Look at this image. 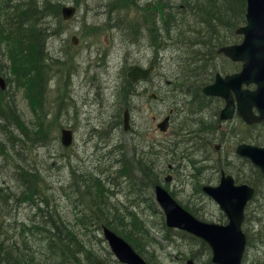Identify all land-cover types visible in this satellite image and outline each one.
Returning <instances> with one entry per match:
<instances>
[{
	"label": "rangeland",
	"instance_id": "374dc122",
	"mask_svg": "<svg viewBox=\"0 0 264 264\" xmlns=\"http://www.w3.org/2000/svg\"><path fill=\"white\" fill-rule=\"evenodd\" d=\"M134 1L136 6L128 5L125 3L126 0H65L64 6L77 8L71 19L63 20L60 26V36L55 41L57 48L63 47L62 52L63 50L65 52L63 54L60 52V55L52 52L50 43L47 48L49 53L51 52L54 56L73 58L74 66L72 67L74 68L66 70L67 74L62 77L57 74L49 76L50 84H45L47 90L43 96L44 110L38 109V113L43 116V123L51 125L52 132L44 140L36 139L35 142L25 143L26 146L23 150L28 162L43 172L42 178L46 188L41 191L40 196L45 199V203L40 204L37 198L38 205L48 206L45 210L53 213L57 211L68 223L76 225L85 243L105 264H122L115 258L103 237L101 226L104 223L100 220L102 218L95 219L93 223L85 221L87 213L91 212L92 204L90 199L79 190V187L82 189L83 183L89 184L88 180L91 175H100L106 178L107 184H109L107 201L124 210L126 224L124 230L139 240L141 246L143 243V247L138 250L143 252L142 255L145 258L147 256L153 264H186V254L190 253L188 243H190L196 245L195 250L192 251L194 253L193 264H208L207 259L211 256L208 249L199 247L198 243L186 237L182 233L183 231L166 229L165 225L161 223L160 213L150 210L148 197H152L154 201L153 190L147 191L144 198L140 199L131 188L132 184L120 175L119 155L123 151L122 148L128 144V138L134 134V131H137V128L148 130L144 142L154 144L155 151L158 152L160 143H164L170 135H173L171 127L166 132H162L157 127L158 122L166 114L173 111L175 117L173 124L175 123L177 132L185 126L184 120L180 117L183 116L182 110H177L179 105H176L173 100L174 94L178 96V93L173 92V88L168 82L173 75H178L177 66L179 64L175 47L171 44L166 46L162 44L160 46L162 49L158 51V48L149 46L151 43L149 33L144 30L139 32L140 22H142L140 20L144 18V10L142 9V14H139V9L140 5L149 4L151 0ZM178 7L175 4L174 10H177ZM216 12L218 14V11ZM110 14L112 21L109 20ZM172 19L174 21L173 17ZM149 21H153V19L150 18ZM233 21L232 28L236 32L244 23L237 25L236 17ZM105 23L108 24L107 28L94 32V27H100ZM120 25L133 26L137 34L136 38H133L134 35L129 37ZM217 31H219V35H224L221 27H217ZM72 35L78 37L77 44L71 42ZM225 45H229V43L219 45L218 49ZM3 49L4 45L0 44V51ZM221 55V52H217L215 55L217 59L216 57L214 59L217 64V72L220 74L232 72L239 66L238 63L229 61ZM151 63L154 64V71L149 80L139 81L136 87L131 90L133 96L129 102L132 107V128L128 133H125L122 130L123 111L119 110V105L124 101L125 94L119 95L116 85L120 81L119 88L123 87L121 78L131 65L140 64L148 67ZM12 64L11 62L10 65ZM204 68L206 69L204 71L210 70L206 65ZM7 75L10 76L9 73L0 71V76L4 85L6 83L9 94L16 99L22 119L30 129L34 130L38 124L36 113L32 111L23 92L15 84L8 83ZM63 83H67L66 96L61 95L58 98L57 87ZM181 87L178 97L185 99V92L182 91L185 90V87ZM102 89H105L106 92H102L100 98L96 100L105 101L104 106L97 105V101L94 106L84 104L83 100L86 94L92 97L95 91ZM91 91L92 93L88 94ZM151 93H157L158 97L154 100L149 99ZM196 98V96L193 97V100ZM177 112L179 113L176 114ZM116 117H118V125L114 127L113 122ZM192 118H196V115H193ZM229 126L231 125H224L223 130L228 129ZM61 128H69L73 131V142L69 147L65 148L60 143ZM223 133L232 136V138L233 136L237 137L235 142L230 144L224 140L221 142L222 144L220 142H214L213 145L210 143L206 155L208 159L200 151L195 156L197 159H202L201 164L203 162L212 163L210 159H213L214 162L230 159L231 151L234 152L243 134L236 136L231 129ZM248 134L251 135V131L247 132ZM249 144L255 143L249 142ZM216 145L218 147H215ZM199 147H203L202 143ZM1 153L0 182L13 196L9 198L8 204L1 202L0 238L7 243H12V239L19 235L22 226L29 223L34 215L41 214V211H38L36 206H31L29 202L24 201L20 194L22 189L18 186L14 175L15 169ZM158 158L155 155V160ZM163 161L166 169L160 183L164 187L166 186L169 191L174 192L173 195L177 201H180L181 204L185 201L190 206H195L191 208L197 209V214L194 213V215L201 220L222 223L226 221V217L217 203L196 190L199 183H212L213 185L216 183L214 180H216L217 174L212 173V168H202L200 170L202 175H199V170L194 169L186 160L169 162L173 165L172 169H167L168 163L164 159ZM156 165H158L157 161ZM246 168L249 172L248 176L254 175L249 165L241 172H246ZM166 174H170L172 177L169 183L164 182ZM262 182L261 184H264ZM259 198L260 203H263L264 206V185ZM129 211L133 212V216H138V219L134 220L132 216L128 215ZM249 225L256 230L252 221L244 223L243 230L248 228L249 232L254 231L249 230ZM13 236L14 238H11ZM122 238L126 240L124 237ZM254 240L255 246L250 247L249 255L259 250V246L256 244L258 240L255 238ZM37 247L32 243L28 252L23 250L22 256L29 258L33 255L31 254L33 249ZM82 264L88 263L83 262Z\"/></svg>",
	"mask_w": 264,
	"mask_h": 264
},
{
	"label": "trees",
	"instance_id": "16d2710c",
	"mask_svg": "<svg viewBox=\"0 0 264 264\" xmlns=\"http://www.w3.org/2000/svg\"><path fill=\"white\" fill-rule=\"evenodd\" d=\"M126 1L128 5L136 6L134 0ZM151 2L155 3L156 14L153 13ZM170 2V0H151L148 7L143 9L144 19L149 21L152 18L153 21L149 22L155 24L153 30L149 28V36L155 49L158 48L159 51L162 49L160 47L162 44L164 46L171 44L175 47L177 54H180L176 57L179 64L177 66L178 75H173L168 82L178 96L181 86L185 87V90H182L185 92L184 97L192 98L190 110L192 116L196 115V118L186 119V100L174 94V103L179 105L177 110H182L183 116L180 117L184 120L185 126L181 127L175 138L171 140L167 138L164 143H160L159 152L155 151L154 144L144 142L148 130L137 128V131H134V134L128 138V144L122 148L123 151L119 155L120 175L132 184L131 188L134 189V193L143 199L144 194L159 182L160 170L166 155L171 157L173 162L188 161L194 169L199 170V175H202L200 171L202 168H212V173L218 175L220 169L233 172L237 180L255 188L254 196L246 207L245 223L252 221L256 230L250 225L249 230L254 231L249 232L248 228H245L247 250L242 264H264V206L259 198L264 185L261 184L262 181L264 182V175L247 159L239 158L232 151L228 161L221 159L214 162L210 159L212 163L203 162L201 164L202 159L195 158L199 151L207 158V148L213 138L218 136L223 139L217 126L220 99L206 97L201 90L218 70L214 61L218 46L237 42L240 38L235 34L232 26L234 17L237 18V25L245 22V0H174L179 7L177 10L170 9L169 11L167 6ZM64 4L65 0H0V44L4 45V49L0 51V71L9 73L10 76L7 75L6 80L9 84L10 82L15 84L23 92L38 119L35 129H30L20 115L15 97L9 94L8 88H0V152L15 169L14 175L19 183L18 186L22 189L20 194L28 200L38 192L41 177H37V169L25 157L26 154L23 151L25 143L35 142L36 139L44 140L52 132L51 125L43 123V116L38 113V109H43V96L47 90L46 81L51 74L62 77L74 68L72 67L74 66L73 58L53 56L47 48L48 38L61 30L60 26L63 22L61 8ZM150 7L151 14L149 13ZM111 17L110 14V21H112ZM107 26L108 24L105 23L100 27H94V32L107 28ZM120 27H123L129 37L134 35L133 38H136L137 34L133 26L120 25ZM217 27L222 28L224 35H219ZM11 62L12 65H10ZM204 65L210 70L204 71L206 70ZM122 80L125 84L123 92L127 90L132 96L133 84L126 80L125 75L122 76ZM57 90L60 95L66 96L65 83L59 84ZM195 96L197 98L193 100ZM201 101L214 104V107L211 104L208 106L209 115L206 119L200 117L202 107L199 108V104ZM190 124L193 126L188 128ZM230 129L236 136L243 134L240 137L243 141L264 144V121L247 126L235 120L229 126ZM249 131L251 135H247ZM202 135H207L209 138L208 143L204 145ZM201 143L203 147H199ZM155 155L156 158L159 157L158 160H155ZM156 161L158 162L157 169L154 168ZM247 165L251 167L254 175L248 176L247 168L246 172H241ZM88 181L89 184L83 183L82 189L79 187V190L90 199L92 204L91 212L87 213L85 221L93 223L95 219L98 220L97 218L101 217L100 220L104 223L102 225H106L124 237L135 250L139 251L143 243L141 246L139 240L124 230L126 228L124 210L107 201L109 184L106 178L93 174ZM201 187L202 184L199 183L196 190L202 192ZM171 194L173 195L174 192L172 191ZM11 196L13 195L0 182V206L1 202L8 204ZM145 200L147 201L146 198ZM182 203L193 214H197V209L191 208L195 206H190L185 201ZM34 206L41 211V214L34 215L29 223L23 225L19 235L16 238H14L15 235L11 237L14 238L12 243H7L0 238V264H82L97 261L104 263L85 243L76 225L68 223L57 211L53 213L45 210L48 206L38 204ZM148 207L152 211H159L152 197H148ZM260 212L262 214H259ZM127 214L134 220L138 219V216H133L131 211ZM161 217V223L165 225L164 218ZM165 228L170 229L166 226ZM182 233L197 242L199 247L208 249L209 253L210 250L204 241L188 233ZM254 238L258 240L256 244L259 250L249 255L248 250L251 246H255ZM32 243L38 246L33 249V253L31 252L33 255L29 258L23 257V250L28 252ZM191 253L194 257V253ZM145 259L148 264H153L147 256Z\"/></svg>",
	"mask_w": 264,
	"mask_h": 264
},
{
	"label": "water",
	"instance_id": "95a60500",
	"mask_svg": "<svg viewBox=\"0 0 264 264\" xmlns=\"http://www.w3.org/2000/svg\"><path fill=\"white\" fill-rule=\"evenodd\" d=\"M246 23L236 32L242 35L238 44L221 47L218 52L224 53L233 61L242 62L239 72L221 76L216 74L215 82L203 88L207 95H221L226 100L225 107L220 112V119L231 118L235 104L233 89L237 102V112L248 123L260 122L264 119V0H246ZM76 11L74 6H64L62 17L70 19ZM77 42L75 36L72 37ZM152 71V67L135 65L126 76L131 81L145 79ZM253 83L255 88L242 89L241 85ZM0 85L4 87L0 77ZM154 96L151 95L150 98ZM256 110V113L253 112ZM169 117L166 116L158 127L165 131ZM125 128L129 129L128 113L124 114ZM61 142L68 146L72 142L71 130L61 131ZM239 156L250 161L264 174V146L249 143H240L236 147ZM169 181L170 177H166ZM203 191L212 198L227 218L225 224L202 221L185 210L172 195L162 186L154 187L156 203L165 213V222L168 227L187 231L202 240L211 248L212 262L216 264H241L246 249V236L242 230L244 209L253 197L254 188L246 183L236 184L230 174L221 172L217 185H205ZM103 236L111 252L122 264H147L133 248L120 236L107 227L103 228ZM91 264H102L94 262ZM189 264H191L189 262Z\"/></svg>",
	"mask_w": 264,
	"mask_h": 264
},
{
	"label": "bare ground",
	"instance_id": "6f19581e",
	"mask_svg": "<svg viewBox=\"0 0 264 264\" xmlns=\"http://www.w3.org/2000/svg\"><path fill=\"white\" fill-rule=\"evenodd\" d=\"M171 2L170 3H172L173 5L174 4H176L175 2H174V0H170ZM177 2V1H176ZM13 5H15V3H13ZM60 36V32L59 33H57V34H53V35H51L49 38H48V45H49V43H50V45H52V48H51V51L52 52H54V53H56V54H61L60 52H62V49H63V47H60V48H57V45H56V43H55V41L57 40V37H59ZM65 52V50H63V52H62V54ZM50 54H51V52H50ZM52 55V54H51ZM58 55V56H59ZM54 56V55H53ZM62 56V55H61ZM125 78H126V80L128 81V82H130L131 84H133V87H136V85H137V83H138V80L137 81H131L127 76H125ZM121 81H122V84H123V87L122 88H119V83H120V81H119V83H117V85H116V91L118 92V90H119V95L120 94H125V96H124V101H122V103L119 105V110H121V111H123L122 112V130L124 131V132H127L128 131V128L126 129L125 128V125H124V114H125V112H127L128 113V122L129 121H131V105H130V102H129V100H131V96H130V94H129V92L126 90L125 92H123L124 90H125V84L123 83V80H122V78H121ZM47 83H49L50 84V82H49V77H48V79H47V81H46ZM215 82V78H214V76L208 81V83H214ZM69 83V82H68ZM67 84V83H66ZM65 84V85H66ZM110 85V84H109ZM108 85V86H109ZM47 88V87H46ZM241 88L242 89H246L247 88V85L246 84H242L241 85ZM232 92H233V97H234V99H235V94H234V91H233V89H230ZM100 92V93H99ZM102 92H106L105 91V89H102V90H100V91H95L93 94V96L92 97H89V95H85L84 97H85V99L83 100L84 101V104H87V105H89V106H94V104L96 103V99H98V98H100V95L102 94ZM92 93V91L90 92V93H88V94H91ZM118 95V96H119ZM60 94H58V98H60ZM77 96V95H76ZM133 96V95H132ZM216 96H218V97H223V98H225L224 96H221V95H216ZM62 98V97H61ZM71 98V97H70ZM226 99V98H225ZM79 99H78V97H77V101H78ZM185 100H186V105H187V110H186V113H185V117H186V119L188 118V119H190V120H192V112H191V110H190V106L192 105V98H190V96H186L185 97ZM227 100V99H226ZM98 103H97V105H100V106H104V102L105 101H102V102H99V101H97ZM227 102H228V100H227ZM196 103V102H195ZM211 104V106H213L214 107V104L213 103H209V104H206V103H204L203 101H201L200 102V104H199V108H201L202 107V109L200 110V117H202V118H207L208 117V115H209V105ZM203 106H206V107H203ZM218 120H219V123H220V119L218 118ZM118 125V117H116V119H115V121L113 122V126L114 127H116ZM191 126L192 125H190V126H188V128H191ZM208 141H209V138H208V136L207 135H202V143H203V145L204 144H206V143H208ZM36 168V167H35ZM37 169V168H36ZM37 177H41L40 179V181H39V190H38V192H36V194H34V196L33 197H29V200L24 196H22L23 198H24V201H27V202H29L30 204H31V206H34V205H36V204H39L38 203V201H37V198L39 199V202H40V204H43V203H45V199H42L41 198V196H40V194H41V191L43 190V189H45L46 187H45V183L43 182V178H42V175H43V172L42 171H40L39 169H37ZM16 178V177H15ZM17 180V179H16ZM17 184L19 185V183H18V181H17ZM157 205V207H158V209H159V211H158V213H160V216H163V217H165V213H164V211H163V209L158 205V204H156ZM188 247H189V252L191 253L192 251H194L195 250V247H196V245H194V244H190V243H188ZM207 262H208V264H216V263H214V262H212V261H210V260H208L207 259Z\"/></svg>",
	"mask_w": 264,
	"mask_h": 264
},
{
	"label": "flooded vegetation",
	"instance_id": "af4514ba",
	"mask_svg": "<svg viewBox=\"0 0 264 264\" xmlns=\"http://www.w3.org/2000/svg\"><path fill=\"white\" fill-rule=\"evenodd\" d=\"M152 3V7H153V13L154 14H156V7H155V3L154 2H151ZM148 6V4H144V5H140V9H139V14H142V9H145L146 7ZM167 8H168V10L170 11V9H174V5L172 4V3H170L168 6H167ZM149 13L151 14L152 13V11H151V7L149 8ZM140 21H142V22H140V27H141V29H140V32H142V30H144L145 32H147V33H149V28L151 27V29L153 30L154 29V26H155V24L154 23H152V22H149L147 19H141ZM149 46H155L154 44H153V42H152V40H151V43H149ZM178 55H180V54H177L176 53V56H178ZM216 55H217V53H216ZM222 56V55H221ZM226 58V57H225ZM228 59V58H227ZM178 60V59H177ZM229 60V59H228ZM149 66H153L154 67V64H150ZM237 69H238V67L235 69V70H233L232 72H228V73H224V74H221V75H226V74H230V73H233V72H235V71H237ZM218 71V70H217ZM217 71H215V74L217 73ZM219 73V72H218ZM217 98H219L220 99V102H221V105H220V107H219V110H218V118H219V114H220V111H221V109H223L224 107H225V105H226V101L223 99V98H221V97H217ZM177 114V113H176ZM174 115H173V113H171V114H169V128H170V130L171 131H173V135H170L169 137H168V140H171V139H173V138H175L176 137V135H177V131L175 130L176 129V127H175V123L173 124V122H174ZM241 118L240 117H238V115L237 114H234L233 115V117L232 118H230V119H228V120H226L225 122H223V124H225V125H231V123H233L235 120H239L240 122H242L241 120H240ZM243 123V122H242ZM235 124V123H234ZM171 125V126H170ZM247 125V124H246ZM158 126V125H157ZM217 126H218V129L220 130V133L222 134V137H223V139H220L218 136H216L215 138H213V140L210 142V143H212V145H213V143L214 142H222V141H224V140H226V141H228V142H230V143H233V142H235L234 141V139L236 138V137H233V140H231L232 139V136H229V135H227V134H224L223 132H225V131H229V128L228 129H225V130H223V127L219 124V123H217ZM130 128H132V125H131V121H129V129ZM169 128H167L168 130H169ZM129 129H128V131H129ZM127 131V132H128ZM170 131V132H171ZM126 132V133H127ZM159 152V151H158ZM164 160H165V162L166 163H168L167 164V169H172V163H169V162H173V160L171 159V157H169L168 155H166V157L164 158ZM157 166L158 165H156L154 168H156L157 169ZM165 169H166V167H165V164H163L162 165V168H161V174H160V176H159V181H160V179H162L163 177V174L165 173ZM222 170L223 169H220V171H219V175L217 174V176H216V180H214V181H216V183H214V184H217L219 181H220V177H221V172H222ZM157 171V170H156ZM224 171V170H223ZM167 175L168 174H166L165 175V177H164V179H166V177H167ZM213 181V182H214ZM139 252V251H138ZM142 254V253H141ZM187 255V259H191L192 261H193V255L191 254V253H187L186 254Z\"/></svg>",
	"mask_w": 264,
	"mask_h": 264
}]
</instances>
